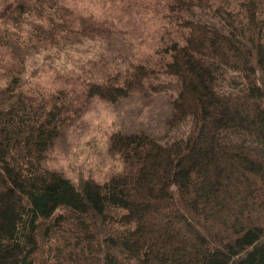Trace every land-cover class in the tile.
Here are the masks:
<instances>
[{
  "label": "trees",
  "instance_id": "trees-1",
  "mask_svg": "<svg viewBox=\"0 0 264 264\" xmlns=\"http://www.w3.org/2000/svg\"><path fill=\"white\" fill-rule=\"evenodd\" d=\"M82 1L0 0V264H264V0H159L148 57L87 68L78 44L127 38L143 5ZM97 98L163 108L109 134L117 171L74 181L46 156Z\"/></svg>",
  "mask_w": 264,
  "mask_h": 264
},
{
  "label": "rangeland",
  "instance_id": "rangeland-1",
  "mask_svg": "<svg viewBox=\"0 0 264 264\" xmlns=\"http://www.w3.org/2000/svg\"><path fill=\"white\" fill-rule=\"evenodd\" d=\"M138 4L143 6L138 8L141 10L137 14H135L134 7L130 16L126 15V12L123 13V21L129 23L130 35L127 38L117 39L112 43L86 39L78 44V50L74 52V56L68 60V63L75 67L80 65H84L85 68L91 67L93 61L99 59L100 54L112 53L110 47H116L117 53L115 50L114 52L120 54L128 52L133 46L135 47L134 53H137L139 58L148 57L153 52L158 34L156 9L159 6V0H139ZM81 5L89 9L101 10L98 1L88 2L84 0ZM38 63H41L39 57L28 59L26 74L29 75L32 67H37ZM31 76L36 79L38 77V80L45 83L47 77L50 78V73L48 69L42 72L37 70ZM174 81L167 76L160 77L161 85L165 83L167 86L164 87L166 94L174 93ZM133 102L139 106L138 111L132 108ZM140 104V101L134 100L116 105L98 98L93 100L85 113L66 128L62 137L49 150L45 164L60 170L74 181L80 177L102 180L111 172L117 171L121 163L118 157L113 156L107 150L109 134L120 127H127L131 121H134V126L150 125L151 129L159 123L158 119H160L161 108H163L162 103L150 108L145 103ZM129 110L132 112L128 113Z\"/></svg>",
  "mask_w": 264,
  "mask_h": 264
}]
</instances>
